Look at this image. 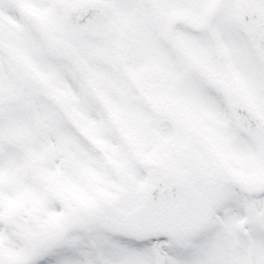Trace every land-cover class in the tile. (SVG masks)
<instances>
[{"label": "snow or ice", "instance_id": "snow-or-ice-1", "mask_svg": "<svg viewBox=\"0 0 264 264\" xmlns=\"http://www.w3.org/2000/svg\"><path fill=\"white\" fill-rule=\"evenodd\" d=\"M0 264H264V0H0Z\"/></svg>", "mask_w": 264, "mask_h": 264}]
</instances>
